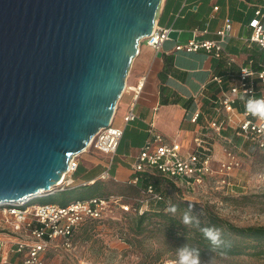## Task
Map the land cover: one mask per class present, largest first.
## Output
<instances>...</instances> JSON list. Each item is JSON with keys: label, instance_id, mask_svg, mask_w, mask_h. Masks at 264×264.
<instances>
[{"label": "water", "instance_id": "obj_1", "mask_svg": "<svg viewBox=\"0 0 264 264\" xmlns=\"http://www.w3.org/2000/svg\"><path fill=\"white\" fill-rule=\"evenodd\" d=\"M162 1L0 0V202L49 191L110 125Z\"/></svg>", "mask_w": 264, "mask_h": 264}, {"label": "built area", "instance_id": "obj_2", "mask_svg": "<svg viewBox=\"0 0 264 264\" xmlns=\"http://www.w3.org/2000/svg\"><path fill=\"white\" fill-rule=\"evenodd\" d=\"M257 15L249 24L252 28L249 42L260 48L258 68H254V60H249L240 67L238 76L232 79L226 89L223 77H212L211 81L218 84L220 91L213 107L204 115V131L200 130L190 143L184 144L178 137L163 134L154 122L148 123L147 138L132 164V175L126 182L127 186L140 187L145 178H150L149 183L141 189V196L130 198L126 194L113 193L76 199L66 206L34 203L38 198L79 186L74 178L79 161L77 156H73L68 170L49 191L19 201L0 202V211L8 225L6 235L0 238L2 257L18 255L21 264H47L46 255L49 251L58 247L74 250L77 230L89 221L106 220L114 210L141 214L149 210L151 202H166L165 195L155 185V177H161L180 190L202 185L216 172L220 174L221 184L227 187L234 185L231 177L238 176L244 169L243 154L246 152L243 151V145L253 146L254 150L264 155V121L249 115L245 101L240 99L242 96L245 100L264 98V24L259 18L264 15L260 11ZM171 30L156 23L152 33L143 40L155 51H161ZM232 30L230 18L216 32L219 38L215 40L200 39L207 30L194 29L193 37L186 44L177 45L176 50H203L218 59H225L230 68L236 59L225 51L224 43ZM137 117L132 108L125 115L124 122L128 124ZM201 117L202 112L197 111L191 122L198 123ZM123 135L124 128L116 126L113 118L109 126L99 129L84 151L90 148L112 156L117 152ZM109 171L110 168L100 178H111ZM252 178L255 187L264 190V166Z\"/></svg>", "mask_w": 264, "mask_h": 264}, {"label": "crops", "instance_id": "obj_3", "mask_svg": "<svg viewBox=\"0 0 264 264\" xmlns=\"http://www.w3.org/2000/svg\"><path fill=\"white\" fill-rule=\"evenodd\" d=\"M258 11L264 15V0H163L157 23L178 31V39L169 38L161 51H155L145 40L140 42L114 116L116 126L124 128L119 148L112 156L90 148L82 152L74 173L79 185L75 189L99 182L101 174L109 168L111 178L126 185L132 175V164L147 138L149 122H154L166 136L180 138L184 144L190 143L200 130L204 131V115L209 113L220 91L212 77H223L226 89L249 60H254L253 66L258 68L260 48L249 42L252 34L249 24L258 17ZM227 18L232 20L233 30L224 49L236 59L230 68L225 59L203 50H176L177 45H184L193 37L194 29L207 30L200 39H218L216 32ZM259 18L264 24V16ZM132 108L138 117L126 124L124 117ZM197 111L202 112V117L198 123H192ZM16 257L19 256L13 255V260Z\"/></svg>", "mask_w": 264, "mask_h": 264}, {"label": "rangeland", "instance_id": "obj_4", "mask_svg": "<svg viewBox=\"0 0 264 264\" xmlns=\"http://www.w3.org/2000/svg\"><path fill=\"white\" fill-rule=\"evenodd\" d=\"M115 124V123H114ZM116 125V124H115ZM94 151V149H89ZM245 160L244 169L238 176H232L229 187L220 183L219 173H214L202 185L194 188L180 189L167 187L163 183L162 189L167 199L174 202H184L191 205L192 211L198 215L209 210L221 218L240 227L264 226V190L255 187L254 173L264 166V155L254 150L253 146L243 145ZM84 152V151H83ZM76 154L79 161V156ZM110 163V161H109ZM217 169V168H216ZM161 177L154 178L155 181ZM105 190L109 194H126L134 198L135 192L125 184L118 183L112 178L101 179ZM245 186V187H244ZM75 189V188H74ZM95 191L91 187L84 192L73 191L69 197L73 200L89 198ZM49 200L37 199L34 203L42 204ZM159 203L151 202L149 208H160ZM176 213V212H175ZM133 212L114 210L111 217L81 226L74 237L75 248L67 251L61 247L49 251L46 255L47 264H176L177 249L192 246V243L168 239L165 232L156 230L154 222H146L143 233L135 231ZM7 224L0 211V238H4L8 231ZM0 249V264H21L20 256L14 258L2 257ZM202 264H264V257L225 256L216 252L200 255Z\"/></svg>", "mask_w": 264, "mask_h": 264}, {"label": "trees", "instance_id": "obj_5", "mask_svg": "<svg viewBox=\"0 0 264 264\" xmlns=\"http://www.w3.org/2000/svg\"><path fill=\"white\" fill-rule=\"evenodd\" d=\"M149 181L150 178H145L141 182L140 187L126 186L135 192L133 195L134 197H139L141 196V189H143L147 183H149ZM154 182L158 190H161L165 195L166 202H159L162 205L160 208H149V210H146L141 214L138 212L134 213L133 219L136 224L135 231L140 234L143 233L145 228L144 224L146 222L152 224V220L156 217L158 222H154V225L157 231L165 232L168 239L192 243L191 247L199 249L200 255L216 252L219 255L225 256L248 255L252 257H264V226H236L209 210H204V213L196 215L188 204L184 202H174V204H172V202L167 199L166 193L162 189V186L163 183H165L167 187L169 184L171 185L170 187H174L170 182L165 180L161 181L160 179H157V181L154 180ZM91 187H94L95 191L90 197L110 195V193L108 194L106 192L105 185L96 181L92 185H85L76 189H69L38 199L49 200V202L45 203H56L61 206H66L69 202L73 201V199L69 197V193H72L73 191L84 192ZM172 205L176 206V213L174 214L168 211ZM185 212H188V214L195 218V220H199V227L195 225V220L192 225L188 226L182 223L183 214ZM93 222L97 221H89L87 224H91ZM204 227H214L219 229L222 233V238L226 241L227 246L214 249L200 231V229Z\"/></svg>", "mask_w": 264, "mask_h": 264}, {"label": "clouds", "instance_id": "obj_6", "mask_svg": "<svg viewBox=\"0 0 264 264\" xmlns=\"http://www.w3.org/2000/svg\"><path fill=\"white\" fill-rule=\"evenodd\" d=\"M240 99L245 101V109L249 115L258 118L260 121H264V98H247L245 100V97L242 96ZM189 207L191 208V205H189ZM168 211L174 214L176 212V206H170ZM194 220L195 218L191 217L188 212L183 214L182 223L184 225H192ZM199 224V220H195V225L197 227H199ZM200 231L214 249L227 246L219 229L214 227H204L201 228ZM177 256L178 260L176 261V264H202L199 249L190 247L187 244L177 249Z\"/></svg>", "mask_w": 264, "mask_h": 264}]
</instances>
